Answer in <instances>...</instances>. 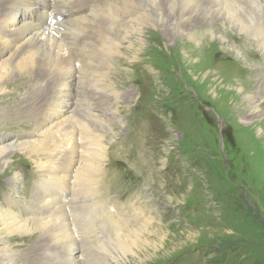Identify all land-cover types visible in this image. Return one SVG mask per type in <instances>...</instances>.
Returning a JSON list of instances; mask_svg holds the SVG:
<instances>
[{"label":"bare ground","instance_id":"6f19581e","mask_svg":"<svg viewBox=\"0 0 264 264\" xmlns=\"http://www.w3.org/2000/svg\"><path fill=\"white\" fill-rule=\"evenodd\" d=\"M243 9L249 10V14ZM215 23L221 28L217 38L213 29ZM156 32L161 40L172 41L170 47L166 46L168 55L184 48L186 59L201 57L207 44H216L222 48L219 60L226 62L224 74L249 69L247 73L253 75L249 76L254 79L255 87L246 90L244 85L234 82L236 93L241 96L238 104L247 115L243 117L245 121L260 117L259 123L264 122L262 53L258 55L242 43V48L236 46L241 55L227 40L230 34L243 42L242 36L247 35L264 51V0H0V98L8 95L5 84L16 76L27 77L30 80L27 84H31V91L19 95L16 102L8 99L0 102L7 107L14 104L16 109L9 113L13 118H37L36 129L30 135L12 139L0 147V170L3 176H12L6 185L14 192L22 175L10 174L14 169L10 157L24 155L32 161L35 157L34 169L42 181L27 215L17 214L11 201L0 207V259L2 253L9 252V262L25 261L28 255H43L47 256L44 264H110L105 259L100 262L97 251H88L106 244L101 250L115 261L114 264H121L115 251L132 253L146 241L141 237L150 230L145 212L139 208L138 214L126 219V215L135 212L133 205L131 210L125 207L129 210L126 211L119 209L116 202L101 203L102 192L97 189L104 160L113 145L109 143L110 138L105 142L99 134L103 119H107L106 116L114 119L115 109L129 98L121 96L117 86L107 91L91 90L86 86V79L94 64L93 57L101 48L106 60L119 54L122 46L135 48L133 58L138 67L145 66L147 60H161L166 54L155 49ZM145 42L150 46H144ZM181 42H184L182 47L178 46ZM248 51L252 52L251 60L259 63L250 61L243 69L239 60L243 61ZM145 54H152V59L143 58ZM189 65L184 62L179 69L185 73ZM245 75L242 78H247ZM250 86L253 87L252 82ZM221 94L218 101L224 104L219 105L224 109L229 94ZM232 101L236 103V97ZM94 108L103 119L92 112ZM106 110L108 113L104 114ZM225 111L229 113L225 121H233L231 125L235 126L237 110L232 113L234 116L230 115L229 108ZM256 124H243L245 127L237 126V130L245 150L260 154L264 148V133L257 140L249 136ZM79 216L83 222L78 230ZM99 219L108 222L109 232L100 231ZM134 220L140 221L139 228L134 229ZM30 236H36V242L27 254L16 251L13 255L12 242ZM111 236L112 242L108 244Z\"/></svg>","mask_w":264,"mask_h":264},{"label":"rangeland","instance_id":"374dc122","mask_svg":"<svg viewBox=\"0 0 264 264\" xmlns=\"http://www.w3.org/2000/svg\"><path fill=\"white\" fill-rule=\"evenodd\" d=\"M22 12L26 13V10ZM243 12L249 14V10L243 9ZM213 29L217 38L221 28L215 23ZM155 34V49L166 54L161 60H147L145 66L138 67L133 58L135 48L122 46L119 54L109 60H106L101 48L98 51L101 54L93 57L94 64L89 68L86 79V86H90L91 90L107 91L109 87L117 86L120 95L129 98L128 102L115 109L112 120L111 116H106L108 120L103 119L97 109H91L96 116H100L97 118L105 120L100 136L105 142L109 138V143L113 142L109 147V157L104 160V172L98 177L101 203L116 202L119 209L128 206L129 210L133 205L135 214L130 212L126 215L125 212L126 219L133 214L132 219L141 208L150 222L147 226L149 234H141L146 241L132 253L113 250L117 255L115 257L121 264H264V148L260 154L245 150L237 130V126L243 129V124L256 122L258 124L252 126L249 136L257 140L263 136L264 122L259 123L260 117L244 120L247 115L243 114L238 104L241 96L236 93L237 86H234V82H238L246 90L253 89L254 79L250 78L253 75L247 73L249 69H244L248 65L245 63L259 61L251 60V51L245 52L243 61L239 60L242 62L239 66L244 70H230V74L226 75V62L219 60L218 56L222 49L220 45L208 42L201 57L186 59L184 48L168 55L166 51L172 41L161 40L160 34ZM243 36L242 42L228 34L229 46L237 49L236 46L242 48L244 43L256 54L262 53L261 64H264L262 48H258L255 39ZM183 44L181 42L178 46ZM144 46L150 45L145 42ZM237 50L241 52L239 48ZM151 57L152 54L143 56L145 59ZM101 62H104L103 65ZM184 62L191 65L182 73L179 66ZM244 75L247 78H242ZM23 77L16 76L5 84L8 95L0 101L8 99L16 102L19 95L31 91V84H27L30 80ZM220 92L221 95L229 94L224 109L219 106H224L218 101ZM234 97L237 104L232 101ZM10 105L7 107L0 102V115L4 112V118L0 117V147L12 139L30 135L36 129L37 118H13L9 113L16 108L14 104ZM228 108L233 116L232 113L237 110L235 126L231 125L233 121H225L229 115L225 109ZM185 116L189 118V123ZM88 120L91 123V119ZM181 121L187 122L184 124ZM23 156H11L9 159L14 167L10 174L22 175L14 192L6 185L12 176H3V170H0V207L11 201L13 210L25 216L33 207L34 195L42 181L34 169L35 157L32 161ZM255 156H258L257 159ZM78 220L79 230L83 221L80 216ZM99 221L96 223L102 225L100 231L109 232L108 222L105 223L104 219ZM132 224L134 229L139 228L140 221L134 220ZM30 237L22 241L15 239L12 254L16 251L27 254L36 242V236ZM112 239L111 236L108 244ZM105 245L88 251H97L100 262L114 264L115 261L101 250ZM8 256L9 252L2 253L0 264H44L47 257L28 255L25 261L9 262Z\"/></svg>","mask_w":264,"mask_h":264}]
</instances>
